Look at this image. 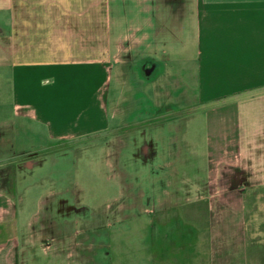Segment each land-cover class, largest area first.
Returning a JSON list of instances; mask_svg holds the SVG:
<instances>
[{
	"label": "crops",
	"instance_id": "1",
	"mask_svg": "<svg viewBox=\"0 0 264 264\" xmlns=\"http://www.w3.org/2000/svg\"><path fill=\"white\" fill-rule=\"evenodd\" d=\"M138 1L133 74L152 85L156 103L148 100L133 124L134 170L143 167L153 180L144 218L133 214V264H264V0ZM109 3L0 0L1 161L16 170L12 193L0 178V264L114 262L106 237L90 230L49 239L35 233L47 202L23 234L26 203L17 202L16 189L41 161L35 149L14 153L27 124L64 141L107 129L97 99L122 41L112 37ZM188 19L193 56L185 58L179 40L173 58L164 36L184 34ZM188 102L193 111L180 116ZM168 131L177 137H164ZM55 204L72 209L66 198Z\"/></svg>",
	"mask_w": 264,
	"mask_h": 264
},
{
	"label": "rangeland",
	"instance_id": "2",
	"mask_svg": "<svg viewBox=\"0 0 264 264\" xmlns=\"http://www.w3.org/2000/svg\"><path fill=\"white\" fill-rule=\"evenodd\" d=\"M138 2L110 0L109 3L112 37L114 40L122 38V41L119 48L113 51L118 66L112 70L106 92H102L97 99L99 104L104 103V109L100 108L97 114L107 129L64 141L52 139L45 126L33 129L31 124H27V128L16 133L17 145L14 151L17 153L35 149L41 161V167L35 175L19 182L16 189L17 202L22 198L26 203V209L20 212L25 224L23 234H28L27 223L30 217L34 214L37 217L41 206L47 202L42 225L34 227L35 233L48 239L64 232L75 235L77 231L85 233L86 230H90L91 237L103 235L106 237L107 252L110 251L115 257L113 264H133V214L135 217L141 214L144 218L146 193L153 181L146 177L143 167H135V170L133 167V124L140 118L141 112H146L149 102L152 105L156 103L152 85L142 81L136 72L133 74V11L140 10ZM164 37L169 38L173 58L180 40L179 48L184 41V56L191 60L192 21L187 20L184 34L174 30ZM159 45L163 46L162 38ZM163 58L160 53L158 59L163 62ZM184 86L186 97H192V82H185ZM3 90L1 82V95ZM180 108V112L185 113L180 115L183 117L193 111L190 102ZM5 110L6 102L1 97L0 121ZM163 136L176 138L177 131H168ZM172 148L177 150L176 142L172 143ZM1 160L0 146V178L13 176L15 167L11 168ZM60 197L69 199L70 211H57L55 203ZM63 218L66 219V230L61 225ZM76 244H73V248ZM93 244L91 240V250ZM134 244L139 242L135 241ZM106 260V264H111L109 258Z\"/></svg>",
	"mask_w": 264,
	"mask_h": 264
},
{
	"label": "trees",
	"instance_id": "3",
	"mask_svg": "<svg viewBox=\"0 0 264 264\" xmlns=\"http://www.w3.org/2000/svg\"><path fill=\"white\" fill-rule=\"evenodd\" d=\"M2 185L7 187V189L9 190V193L11 192V186H12V176L8 175L6 178H4L2 180Z\"/></svg>",
	"mask_w": 264,
	"mask_h": 264
},
{
	"label": "flooded vegetation",
	"instance_id": "4",
	"mask_svg": "<svg viewBox=\"0 0 264 264\" xmlns=\"http://www.w3.org/2000/svg\"><path fill=\"white\" fill-rule=\"evenodd\" d=\"M145 64H147V63H145ZM147 66H149V68L151 67V66H150V65H148V64H147Z\"/></svg>",
	"mask_w": 264,
	"mask_h": 264
}]
</instances>
